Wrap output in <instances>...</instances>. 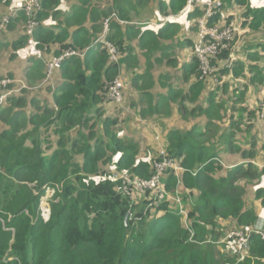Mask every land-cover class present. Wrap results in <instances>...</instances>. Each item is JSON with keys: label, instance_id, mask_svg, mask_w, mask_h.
<instances>
[{"label": "trees", "instance_id": "16d2710c", "mask_svg": "<svg viewBox=\"0 0 264 264\" xmlns=\"http://www.w3.org/2000/svg\"><path fill=\"white\" fill-rule=\"evenodd\" d=\"M253 1H222L223 12L230 8L239 15L229 50L218 57V74L235 80L250 76L241 87H231L201 78L195 41L185 38L178 24L155 29L147 21L140 27L135 26L138 21L131 22L150 19L154 0L117 1L112 12L81 8L79 17L86 11L91 15L80 22L74 10L68 18L62 15L67 0H40L35 50L49 61L69 50L78 55L64 59L46 84L48 93L57 84L51 104L48 96L40 95L41 87L23 90L0 106V264H264L262 237L251 235L242 262L227 239L231 231H250L256 225L259 212L247 201V188L257 183L255 199L264 209V169L249 164L228 171L218 160L220 147L234 151L235 143L254 141L253 122L261 121L264 96L253 107L252 92L248 96L250 84L264 88V5L256 7ZM187 2L171 0L157 11L177 15ZM10 3L0 0V25ZM190 11L197 40L204 10L196 6ZM223 12L208 25L230 24L233 17L222 18ZM22 14L17 20L24 25ZM23 33L11 45L13 56L30 47L25 29ZM178 44L190 46L194 54L182 67L173 56ZM232 55L238 62L229 70L226 63ZM35 58L25 77L41 86L46 65ZM125 74L139 93L137 119H121L120 112L109 108L108 92L117 82L125 100ZM175 74L189 87L179 90L169 83L165 94L156 92ZM11 78L0 75V82ZM4 90L0 84V96ZM130 104L137 105L133 100ZM173 109L182 120L194 113L200 116L198 122L205 117L206 129L169 128ZM146 121L150 128H163V148L183 168L179 176L167 171L162 178L165 191L178 196L180 204L171 197L157 204L150 192L128 196L122 181L114 178L153 176L160 148L143 139ZM241 157L254 162L257 152L245 147ZM49 189L55 194L45 221L40 206Z\"/></svg>", "mask_w": 264, "mask_h": 264}, {"label": "built area", "instance_id": "2783aa9c", "mask_svg": "<svg viewBox=\"0 0 264 264\" xmlns=\"http://www.w3.org/2000/svg\"><path fill=\"white\" fill-rule=\"evenodd\" d=\"M11 3L7 7V14L2 17L0 32L5 31L7 25L10 23L12 18L17 17L19 13H24L26 17L25 34L28 37V43L30 46H34V31L39 26L36 20L37 13L41 10L40 0H10ZM19 3V4H18ZM187 6L189 10L196 6H200L204 10V15L198 20V37L195 42V57L199 62L201 70V78L208 81L211 85H220V75L218 57L225 50H229L230 42L234 37L236 30V20H232L230 24L226 26H219L213 24L209 26V22L212 19L221 14L224 9V4L221 0H188ZM168 23V18L164 20L161 25ZM152 27L161 26L160 24L150 23ZM112 61H117V53L114 48H111ZM78 55L76 52L69 50L63 53L61 56L53 58L46 64V77L42 85L44 87L50 80H52L55 69L62 63V61L68 57ZM238 62V57L232 55L230 60L226 63V67L231 70L234 65ZM0 84L5 88L4 92L0 96V106L9 97L23 91V90H34L29 88L25 84H21L18 87L17 81L12 79H4ZM17 85V86H16ZM12 87V88H8ZM110 103H114L117 106L123 104L124 98L122 95V87L119 82L111 86L108 92V99ZM262 114H264V105H262ZM156 139H160L159 136ZM159 159L153 163L154 174L149 180H142L139 178H133L129 174H115L114 178H119L122 181V192L128 196L138 195L140 193H152L154 195V202L159 203L166 200L167 197L176 199V202L180 204V198L178 196H172L165 191L162 185V178L167 171H171L177 176L181 174L183 168L178 164L177 160L168 157L164 148H160L158 151ZM54 190L52 191V194ZM49 194V193H48ZM47 194V196H48ZM46 196V197H47ZM42 200V203L44 199ZM52 197L49 196L47 199L48 208L42 210V218L45 221L50 219V204L49 200ZM41 203V204H42ZM183 213V212H182ZM252 234L259 235L264 240V216L259 217L256 225L250 230H234L227 235V239H230L229 245L239 256V261H244L249 252L250 238Z\"/></svg>", "mask_w": 264, "mask_h": 264}, {"label": "crops", "instance_id": "0c3cea01", "mask_svg": "<svg viewBox=\"0 0 264 264\" xmlns=\"http://www.w3.org/2000/svg\"><path fill=\"white\" fill-rule=\"evenodd\" d=\"M120 1L121 5H124L125 2H123V0H67L66 3L63 4V14L65 18L70 17L71 13H73V10L75 12V16H76V21L80 22L85 20L86 18L90 17L91 13L89 11H86L85 14L82 15V17H79L80 14L78 13L79 9L81 8H85V9H90V7L92 9L94 8H98L101 7L102 11L104 12H112L114 11L113 9L116 6V2ZM130 0H126V3L128 4ZM171 0H154V2H151V4L153 5V7H155V14L156 16H152L150 19H134L133 21H138L135 26H139L141 22L144 23H157V24H162L164 22V20L166 18H168V23L167 24H178L180 27H182V35L187 38V39H192L191 36H193L194 34L191 31V20H190V16L188 15V13H190L191 11L189 10L188 6H186L184 12H181L177 15L175 14H167L165 15L164 13H160L157 11V7L159 6H164V5H168L170 3ZM88 2V4L86 3ZM224 2V0H223ZM19 4V3H18ZM253 5L256 7H263L261 0H255L253 1ZM91 9V10H92ZM229 10H225L222 14V18L223 17H233L232 20H235L236 17H238L237 15H239V12L236 11L235 9H230ZM83 11V9H81ZM7 7L5 9V14L7 13ZM92 14H94L93 10H92ZM135 13L133 12L132 15H134ZM23 15L22 13H19L18 17ZM15 17L13 18L10 22L13 23V28L7 29L5 31L0 32V50H2L0 52V75L4 76V75H9L10 77H12V80H16L18 87L21 84H25L27 87L34 88V90H28L27 92H33L36 91V89H39V85L33 84V83H28V81L26 80L25 75L27 73H29L30 71H32L33 67H34V62L37 60L36 57H39L43 63H45V65L47 64V62L49 61V59L47 60L46 58H42V55H39V53L35 50L34 46H28L26 47V49L24 50H20L18 53L19 54H15L13 56L14 53H12L10 51L11 45L15 42H18V38L24 36V29H25V24H26V20H25V24H21L20 22H18L17 18ZM25 17V16H24ZM26 18V17H25ZM147 21V22H144ZM9 23V24H11ZM167 24L165 25H161L158 27H152V28H166ZM189 34V35H188ZM190 36V37H189ZM196 36V34H195ZM195 38V37H194ZM194 38L192 40H194ZM195 41V40H194ZM184 48L183 53L186 55V61H182L180 59V65L179 67H182L184 65H188L193 56H192V50H190V46H182ZM190 50V51H189ZM178 67V69H179ZM177 69V70H178ZM175 71H177L176 69H174ZM158 74V76L160 75V72H156V75ZM223 74V73H222ZM247 75V74H246ZM222 77L220 78L221 81V85H224V83H232L233 81H235L234 76L232 75H221ZM248 79L250 78L249 75H247ZM173 78V77H172ZM125 100L123 101V104L121 106H117L114 103H111L110 105L115 106L116 108H121L122 113H119L118 111L114 109V111L118 112L119 115L121 116V119L124 117H128L129 115H131L134 118H139V112H140V107L138 106V98H139V93L136 90V92L134 90H132L131 87V83H130V75L125 74ZM234 79V80H232ZM173 84H172V80L168 81V85L164 86V90L160 89L159 87L156 89V92H161L160 94H165L168 87H169V83H171L174 87H176L177 89H184L189 87L188 83H185L182 81L180 76H177L176 74L174 75V79H173ZM40 84V83H39ZM37 85V86H36ZM17 86V85H16ZM232 87V85H231ZM57 88V84L52 88V90L50 91V93H48L45 89L46 87H42V89H39L41 91L40 95H44V96H48V103L51 104L52 101V94L54 93V91ZM262 89H264L262 87ZM161 90V91H160ZM45 91V92H44ZM255 92V94H254ZM261 91L258 89H255L252 91V96H251V102L254 103H261L262 101V97L264 96V92L261 94ZM154 94H156L155 92H153ZM260 93V96H259ZM208 92L205 93V95H207ZM262 96V97H261ZM137 104L135 105V107H133L134 105L130 104V101H132ZM249 101V103H250ZM263 105V104H262ZM111 108V107H109ZM238 115V113L234 114V116ZM176 118L177 120L182 119L181 114L178 111H175L174 109L172 110V116L171 118ZM198 117L199 114L194 113L193 115H191L189 117V115H186V119L188 120H182L184 123L183 127H179L178 129H184L185 127L190 129V127L193 126H198L199 128H202V130H205V117H204V121H203V117L200 119L201 122H198ZM262 118V117H261ZM262 121H258L256 122L254 125V130L252 133V135L254 136V141H249L247 142V139L244 142H238L235 143V149H233L234 151H232V149L227 148L226 146H222L220 147L221 149V153L222 155H220V157L218 158L219 163L221 164V166L228 171H232L234 168L239 167L241 165H249V164H255V166L264 169V156L262 158L259 157V152L261 151V149L259 148V139H258V134H259V129L261 128V123ZM150 122L146 121V122H142V125L146 126V127H151L152 125H149ZM198 123V125H197ZM152 124V123H151ZM161 128V127H160ZM225 128L227 130V132H229L231 130V127L229 125H225ZM151 129L155 130L157 135L161 136V139H156V143L157 146H159V148H163V129H159L158 127H156L154 125V127H152ZM155 134V135H156ZM157 137V136H156ZM160 140V141H159ZM221 146V145H220ZM239 146V147H236ZM247 147L252 151H256L257 152V159L252 162V161H247V160H243V158L241 157V150H244V148ZM251 147V148H250ZM158 148V149H159ZM262 149L264 150V146L262 147ZM232 151V152H231ZM254 166V165H253ZM256 182V181H255ZM257 186V183H254L253 185L248 186L247 188V201L250 204H254L255 209L257 210V212H259V216L258 217H263L264 216V209L261 206L260 201H257L255 199V193L257 191V188H255ZM260 186L263 187L264 189V178L262 180V183H260Z\"/></svg>", "mask_w": 264, "mask_h": 264}, {"label": "rangeland", "instance_id": "374dc122", "mask_svg": "<svg viewBox=\"0 0 264 264\" xmlns=\"http://www.w3.org/2000/svg\"><path fill=\"white\" fill-rule=\"evenodd\" d=\"M221 1H223V0H221ZM255 1V0H254ZM261 3H262V5L264 4V0H261ZM224 4V3H223ZM225 10H229L228 8H226ZM194 35L193 36H191V38L193 39L194 37H195V33H193ZM189 35V34H188ZM190 37V36H189ZM194 40H195V38H194ZM195 42H196V40H195ZM194 42V43H195ZM183 51H184V48L181 46V44H178V48H177V50H176V48L174 49V54H173V56H175V57H179V59H181L183 62L184 61H186V55L183 53ZM190 51V50H189ZM179 54V55H178ZM194 55V54H193ZM179 63H180V60H179ZM247 76H246V78H242V79H238V80H235V81H233L232 83H229L230 85H232V87H241V85L245 82V81H247ZM173 79H174V77L172 78V84L174 83L173 82ZM232 80H234V79H232ZM52 81V80H51ZM50 83V82H49ZM250 84V83H249ZM49 85V84H48ZM49 86H46V89L45 90H47V88H48ZM257 88L258 90H260L261 92V94L264 92V89H262V87L263 86H260V88L258 87V85L257 84H254V85H252V84H250V86H249V91H248V96H249V94H251V92L254 90V88ZM254 94H255V92H254ZM10 98V97H9ZM8 98V99H9ZM7 99V100H8ZM6 100V101H7ZM5 101V102H6ZM254 104H256V103H254V102H251L250 101V104H249V106H252L253 107V105ZM258 105H259V102H258ZM257 105V106H258ZM264 105V104H263ZM109 107H111V108H115V110L116 111H118V112H120V113H122V110H121V108H116L115 106H113V105H110L109 104ZM256 109H257V107H256ZM262 118H261V123H260V125H261V128L259 129V134H258V139H259V148L261 149V151L259 152V157L260 158H262L263 156H264V150L262 149V147L264 146V114H262V116H261ZM254 124L256 123V121L254 120V122H253ZM166 124H167V126H169V128H172V127H175V128H179V127H183L184 126V123H183V121H182V119H180V120H177L175 117L174 118H171L168 122H166ZM156 127H158V126H156ZM160 130L161 129H163L162 127L160 128V127H158ZM173 129V128H172ZM141 131V130H140ZM156 134V132H155V130H153V129H151L150 127H146V126H144V130H143V135H142V137H143V139H145L146 141H147V143L149 144V145H155V143H156V140H155V138H156V136H159L160 137V139H161V136L160 135H155ZM154 140H155V143H154ZM160 141V140H159ZM143 146H144V148L146 149V143H144L143 142ZM156 146H157V144H156ZM157 148H159V146H157ZM52 191H53V189H49L48 191H47V194H48V196H47V194H46V198L44 199V201H43V203L41 204V206H42V210L44 211L46 208H48V203H47V199H48V197L49 196H51L52 195V197L50 198V200L53 198V195L55 194V191H54V193L52 194ZM50 203V202H49ZM41 206H40V210H41ZM224 249L222 248V252L224 253ZM227 251V250H226ZM229 251H231V249L229 250ZM225 255H227V254H229L228 252H227V254L226 253H224ZM230 255V254H229Z\"/></svg>", "mask_w": 264, "mask_h": 264}, {"label": "water", "instance_id": "95a60500", "mask_svg": "<svg viewBox=\"0 0 264 264\" xmlns=\"http://www.w3.org/2000/svg\"><path fill=\"white\" fill-rule=\"evenodd\" d=\"M128 218H129V214H128V215H127V217H126V220H125V222H127Z\"/></svg>", "mask_w": 264, "mask_h": 264}]
</instances>
